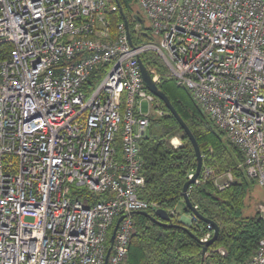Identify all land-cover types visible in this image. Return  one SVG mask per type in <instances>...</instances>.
I'll return each mask as SVG.
<instances>
[{"label":"built area","instance_id":"1","mask_svg":"<svg viewBox=\"0 0 264 264\" xmlns=\"http://www.w3.org/2000/svg\"><path fill=\"white\" fill-rule=\"evenodd\" d=\"M136 3L134 29L145 22L149 43L134 45L123 21L112 29L106 0H0V264H104L121 216L107 264L128 263L131 213L159 209L138 197L140 143L164 114L141 77L149 51L264 191V0ZM201 170L196 185L234 183L230 170ZM73 188L102 199L88 206ZM255 208L264 223V203ZM245 264H264V239Z\"/></svg>","mask_w":264,"mask_h":264},{"label":"trees","instance_id":"2","mask_svg":"<svg viewBox=\"0 0 264 264\" xmlns=\"http://www.w3.org/2000/svg\"><path fill=\"white\" fill-rule=\"evenodd\" d=\"M112 5L117 8L115 12L108 13L112 29L125 20L134 45L152 41L145 22H142L139 30L134 29L136 15L139 14L136 0H112ZM8 51L7 45H0V58L6 56ZM141 58L146 69H154L161 76L157 87L193 134L202 155V165H210L220 171L231 170L236 181L223 191L217 190L210 181L193 184L188 190L189 199L199 214L213 221L219 228L217 239L204 255L200 239L207 228L201 220H192L187 225L188 233L180 227H164L146 216L135 214L132 215L134 233L128 247L127 264H245L264 239V223L257 212L251 211L252 206L248 203L253 197L251 191L258 186L257 182L248 178L243 166L240 167L244 161L242 153L214 127L188 91L168 76L158 56L149 51ZM103 71L95 70L86 89L97 84ZM158 103L164 114L150 118L147 134L140 143L144 184L138 191V197L154 202L159 209L166 211L171 218L170 223L184 226L176 207L182 205V214L193 216L183 202L182 187L195 171V153L175 117L161 101L158 100ZM174 136H179L182 143L176 149L169 143ZM116 140L120 154L119 134ZM73 189L78 191V198H87L88 206L102 199L101 195ZM146 212L154 216L153 211Z\"/></svg>","mask_w":264,"mask_h":264},{"label":"water","instance_id":"3","mask_svg":"<svg viewBox=\"0 0 264 264\" xmlns=\"http://www.w3.org/2000/svg\"><path fill=\"white\" fill-rule=\"evenodd\" d=\"M124 24L128 30V24L126 23L125 20H124ZM128 36H129V41L131 43L130 35L128 34ZM138 63H139V67H140L141 77H142V80H143V83H144L146 89L152 95H154L159 101H161L163 103V105L165 106V108L169 111V113H171V115H173L175 117L176 121L180 125L185 136L187 137L188 141L191 143V145L193 147V150L195 153V158H196V168H195V171H194V174L192 175V177L190 179H188L182 187V197H183V202L185 203V205L187 206V208L190 210V212L192 213V215L194 217L201 220L205 224H209L212 226V229H213L212 237L207 242L202 243L200 241L204 247L203 248V255H204L207 251V248L211 244H213L214 241L217 239L218 233H219V228L213 221L205 219L199 214L197 209L192 205V203L189 199V196H188V189L190 188L191 185H193L196 182V180L200 174L201 167H202V155H201L199 146H198L193 134L191 133L190 129L184 123V121L180 118V116L177 114V112L175 111V109L171 105L168 98L164 95V93H162L158 89L157 85L151 80V78L148 74V71H147L146 67L144 66V64L142 63V60L140 58L138 59ZM135 214L146 216V217L150 218L153 222H156L159 225H162L164 227H180L183 230L190 233L188 228H187V224H184V226H178V225H174V224L170 223L171 218H170L169 214L162 209L156 210L154 212V216L150 215L146 211H136V212L131 213V215H135ZM122 219H123V216L119 217L114 224V227L112 229V232H111V235L109 238L110 245L106 251L104 264H107L108 256H109L110 251H111V244L113 243L118 224ZM190 235L193 236L192 234H190Z\"/></svg>","mask_w":264,"mask_h":264},{"label":"rangeland","instance_id":"4","mask_svg":"<svg viewBox=\"0 0 264 264\" xmlns=\"http://www.w3.org/2000/svg\"><path fill=\"white\" fill-rule=\"evenodd\" d=\"M106 2H107L108 5H112V0H106ZM169 143H170L171 146L175 145L176 148H179L182 145L179 136H174L172 139H170ZM210 167H211V169L213 170L214 173H222V172H224V171H220L219 169H216L213 166H210ZM240 167L242 168V165H240ZM235 181L236 180L234 178V182ZM251 192L253 193V197L250 198V200H248V203L252 206L251 211L252 212H256V208H255L256 205L259 204V203H264V191L260 187L255 186ZM176 212L180 214V217L183 216V214H182V205H178L176 207Z\"/></svg>","mask_w":264,"mask_h":264},{"label":"crops","instance_id":"5","mask_svg":"<svg viewBox=\"0 0 264 264\" xmlns=\"http://www.w3.org/2000/svg\"><path fill=\"white\" fill-rule=\"evenodd\" d=\"M180 222L188 225L191 222V218L187 215H183L180 217Z\"/></svg>","mask_w":264,"mask_h":264},{"label":"bare ground","instance_id":"6","mask_svg":"<svg viewBox=\"0 0 264 264\" xmlns=\"http://www.w3.org/2000/svg\"><path fill=\"white\" fill-rule=\"evenodd\" d=\"M148 91V90H147ZM149 92V91H148ZM174 149H176V146L175 145H173L172 146ZM201 171V170H200ZM194 174V173H193ZM192 177V175L189 177V179ZM198 179V178H197ZM197 181V180H196ZM195 184V183H194ZM192 186V185H191ZM189 190V189H188ZM189 196V195H188ZM213 230V229H212Z\"/></svg>","mask_w":264,"mask_h":264}]
</instances>
